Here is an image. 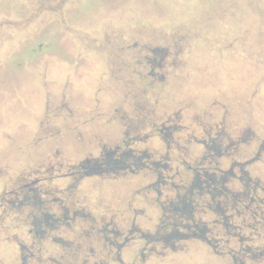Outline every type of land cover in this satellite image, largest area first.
I'll return each mask as SVG.
<instances>
[{
    "label": "rangeland",
    "instance_id": "1",
    "mask_svg": "<svg viewBox=\"0 0 264 264\" xmlns=\"http://www.w3.org/2000/svg\"><path fill=\"white\" fill-rule=\"evenodd\" d=\"M173 125L182 131L173 132L169 143L155 134V126ZM216 132L226 135L225 158L191 142L192 136L207 140ZM127 144L133 148L124 160L128 166L136 162L132 154L143 152L167 165L161 178L166 186L136 167L69 177L80 161L113 168L116 156L107 154L118 148L122 153ZM190 167L214 176L218 189L225 185L231 195L247 188L228 171L264 187V0H0V264H19L10 255L12 227L37 208L11 201L13 192L26 194L22 186L36 178L52 193L44 198L51 213L60 217L59 206L68 209L71 231L55 235L74 244L61 247L47 239L42 245L59 264H118L105 240L113 235L93 228L95 223L170 233L176 228L170 210L188 205L189 222L219 220L223 226L217 203L224 205V195L183 191L193 180ZM222 177L228 180L221 183ZM261 200L264 191L251 190L242 203L228 202L225 214L242 229L222 227L211 234L220 239L221 253L200 240L178 239L176 250L156 244L165 256L142 263L125 251L122 259L241 264L230 251L249 247L261 257L245 264H264ZM208 202L213 209L203 213ZM236 233L249 244L241 247Z\"/></svg>",
    "mask_w": 264,
    "mask_h": 264
},
{
    "label": "flooded vegetation",
    "instance_id": "2",
    "mask_svg": "<svg viewBox=\"0 0 264 264\" xmlns=\"http://www.w3.org/2000/svg\"><path fill=\"white\" fill-rule=\"evenodd\" d=\"M155 133L157 136L162 137L164 136L166 143H169V138L172 139L173 132H181L182 130L178 126H171L164 128V130L158 128L155 126ZM162 133V134H161ZM226 135L223 133H211L209 138L207 140H200L197 139L195 136H192L191 142L200 144L206 153H214V155H217L218 157H227L229 155V146L225 147L222 145L223 138ZM128 149L126 150L124 148L122 153L119 152V148L114 151L113 153H108V158L115 157L114 160H112V164L114 165L113 168H106L104 166L98 165H92L89 161H80L76 164L72 165L71 173L68 174L69 177L73 179H81L84 177H93V176H104L110 173H115L116 171L123 169V170H133V168H143L151 173H153L156 177L160 179L159 182H161L163 185L166 186L168 183L167 180H161L163 176V170L168 169L167 165H163L159 162H156L154 160H151V156L147 155L146 153H141L140 156H135L132 154L133 159L136 161L135 163L131 164V167L128 166L124 160L131 157V153H133V148L131 147V144H127ZM222 147V148H221ZM177 148L180 150L179 146ZM205 152L203 154H205ZM116 154V155H115ZM118 154V155H117ZM202 157V156H201ZM122 159V160H120ZM228 159V158H227ZM96 160V159H95ZM182 162V161H181ZM234 163V161H232ZM130 168H128V167ZM162 169V170H160ZM189 170L191 171L193 175V180L190 182V187H183V191H186L188 193L193 192L194 190H199L202 195H204V192H208L206 194H210L212 196V199H215V197H220L224 195L225 201L224 205H221V202L219 201L217 203L218 211L217 213H221L222 219H224V222L222 223L223 226H220V221L215 220L211 222V225H197L193 224L192 222H189L191 219V210L188 205H184L183 207H177L175 206L170 212H172V216H174V223H171L175 228L170 233H166V230L163 229V233L157 232L153 235L146 234L143 231H140L136 228V225L133 224L130 226L128 230H120L117 227H114L110 229L106 226L104 229H102L100 226H98L97 223L94 224L93 228L99 229L104 235L112 234V238L105 237V240H108L111 244V247L114 250H111L110 256L115 258V260L118 262V264H127L122 259V255L125 251L130 253V255H134L135 258L142 257V263H145L148 259L150 260L154 256L162 257L165 256L163 251H160L158 248H156V244L163 243L164 246H162L164 249L167 248L169 245L171 246L172 250L178 249L177 244L175 242L178 239L182 240H189V239H195L200 240L204 243H207L212 247V249L216 253H221L219 251L218 245L220 244V239H217L213 235V233L216 232V235L219 234V229L224 227L227 232L230 230V226L232 228H236V226L231 224L232 215H226L225 213L229 211V205L228 202L232 201V206L236 202L242 203V201H245L246 197L248 196V193L254 192L255 195L259 191H264V187H262L258 182H254L250 178L244 179V178H237L236 175L232 174L231 171H228L225 173L227 176L232 175L234 179L239 180L244 186L247 188V192L244 194H237V195H231L229 190L226 188V186H221V189H218V182L216 181L214 176L209 175L206 171L204 173L199 170V168H193L190 167ZM225 175V176H226ZM205 178H204V177ZM221 183H225L228 179H225V177H222ZM44 179H38L32 181L30 185L22 186V188L25 189L26 194H21V191H15L13 192L14 201H11L12 205H15V203H19V206H35L37 208V212L31 215H24L25 219L19 220V224L14 225L12 227L13 235H12V242L14 243V247L10 253L11 258L14 260L15 263L19 264H43V261L47 262L48 264H52L54 261V264H59L49 254L48 250L42 246L44 240H51L53 242H56L59 246L64 247H70L74 244L73 242H68L65 239L63 240L62 237L56 236L55 233H59L61 229L63 228L65 231L70 232L71 225L68 223L69 216H68V209L65 208V206L61 205L59 206V209L62 212V215L60 217H57L55 214L51 213L48 204L49 201L45 200L44 198L48 199L52 194L51 191L48 189H45L44 185ZM171 185L172 183L169 182ZM168 184V185H169ZM211 184L213 187H211ZM205 188L208 190L206 191ZM181 192V189L178 188ZM27 191L29 193H33L32 196H29L30 194H27ZM8 195V193H7ZM231 195V196H230ZM257 201L256 197H253L250 199V205H253ZM261 203H264L261 200ZM250 205L243 204L245 209L250 208ZM224 206V207H223ZM209 209H213L210 203L203 205V208H201V211L203 213H206ZM162 210H165L164 207H162ZM238 215H240L239 211H237ZM23 216V215H22ZM74 216H80L79 213L74 211ZM81 217H84L88 220L90 216H87L86 214H81ZM91 218V217H90ZM238 231L242 229L241 226H237ZM68 229V230H67ZM74 230H72L73 232ZM230 232V231H229ZM234 238L239 237V241L242 245L249 244V240H245L240 233L233 234ZM30 237L29 241H25V238ZM232 237V236H230ZM25 242H29V245H26ZM229 244V241H226ZM141 243V244H140ZM135 244L137 245V249L132 251L131 249L135 247ZM73 247V246H72ZM81 247L76 250V252H80ZM129 250V251H128ZM136 251V252H135ZM230 251V249H229ZM75 251L72 252L71 257L74 258V256H77V253ZM114 252V253H113ZM140 253V254H139ZM230 254H232L235 257V262L245 264L244 259L246 258H258L261 257V252H252L250 248H240L236 254L243 257L237 260L236 254H234L232 251H230ZM47 258V259H46Z\"/></svg>",
    "mask_w": 264,
    "mask_h": 264
}]
</instances>
